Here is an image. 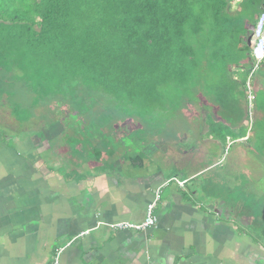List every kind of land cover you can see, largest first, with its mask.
<instances>
[{"label":"crops","instance_id":"0c3cea01","mask_svg":"<svg viewBox=\"0 0 264 264\" xmlns=\"http://www.w3.org/2000/svg\"><path fill=\"white\" fill-rule=\"evenodd\" d=\"M252 34L245 65L250 81L264 67L262 60L254 69ZM243 70L231 64L225 78L237 82ZM246 90V83L235 84L234 101ZM203 101L204 112L215 116L217 107ZM246 102L249 108L247 94ZM22 124L14 117L9 127L0 123V264H264L257 227L254 237L246 230L254 215L242 214L235 199L242 185L233 182L235 173L239 178L236 160L225 163L229 143H209L221 153L208 164L205 149L193 158L192 145L175 140L149 156L142 152L148 145L122 147L109 152L111 159L94 151L93 161H70L69 169L57 163L68 158L59 144L44 141L42 123L34 133ZM246 138L248 132L238 140ZM196 144L200 149L204 139ZM155 196L153 227L113 226L141 224Z\"/></svg>","mask_w":264,"mask_h":264},{"label":"trees","instance_id":"16d2710c","mask_svg":"<svg viewBox=\"0 0 264 264\" xmlns=\"http://www.w3.org/2000/svg\"><path fill=\"white\" fill-rule=\"evenodd\" d=\"M263 11L264 0H0V42L20 46L30 61V80L44 74V82H35L44 83L46 100L91 117L98 133L91 142L100 158L102 146L113 154L146 145L147 135L166 131L180 96L205 92L208 85L215 90L208 99L218 106L217 116L231 123L249 118L245 91L243 110L230 90L246 83L247 27ZM231 64L244 67L237 82L225 78ZM126 122L131 127L123 131ZM48 129L44 139L57 145L46 137ZM83 129L80 134L92 135ZM249 129L241 128L234 139L248 132L246 141L264 148V117L255 131ZM77 146L79 158L94 156L84 144Z\"/></svg>","mask_w":264,"mask_h":264},{"label":"rangeland","instance_id":"374dc122","mask_svg":"<svg viewBox=\"0 0 264 264\" xmlns=\"http://www.w3.org/2000/svg\"><path fill=\"white\" fill-rule=\"evenodd\" d=\"M253 28L254 24L250 23L247 27V29H249V33L253 32ZM248 49L250 50L251 48L248 47ZM20 50L21 49L18 44H15L12 49L10 40H3L0 42V123H5L7 124V127H9V123L13 121L14 117L20 119L23 123L22 126L27 129L24 132L30 131L32 133H34V127L37 128L36 131L39 127H41V123L44 127H49L46 137H51L53 141H57L58 144L60 143V147H62L60 150H63V153L68 157L66 159H62V157H60L59 159L62 160L57 161V163L66 164V167L70 169V164L68 162L80 160L79 155H76L73 152V149H76L78 144H84L86 150L89 149L90 151H96L95 143L91 142L95 134H98L96 132V125L92 124L91 117L84 119L83 116L77 114L78 108L76 106L70 104H57V102L60 103L62 101L54 98H48V100H46V98H44V83L37 85L35 82L38 80L44 82V74H36L33 77L35 81L32 79L30 80V77L33 75L29 73L31 67L27 64L30 63V61L26 54H21ZM249 50L248 55L244 56L245 60L247 56H250ZM262 72H264L263 66L261 67L260 72L255 73L254 77L250 81L254 95L252 91L248 89L246 90L247 98L252 97L253 100V104L250 106L248 105L249 118H246V115L242 117L240 121L231 123L225 120L222 116H216V114L215 116H211V113L206 114L204 110L207 109V106H205L206 104L203 100L209 101V99L216 97L214 96L215 90L212 89L211 85H208V88L204 89L205 93L203 95L206 96V98L203 100L201 93H199L200 91L193 92V95L180 96V99H178L179 101H177L169 111L170 114L167 118L169 120L165 126L166 131L163 132V127L158 125V128L162 127V130L159 131V133L155 132L153 135H147L145 143H149L146 144L149 148L145 150L142 149L144 155L149 156L151 155L150 153H154L155 150L159 152L157 149L161 148V144L168 141L171 144H174L175 140H178L192 145L190 149L193 153V158L197 157L198 153L204 151L205 149L207 151L206 156L210 157L204 158L203 164H208L214 160L213 157L216 154L219 155L221 153L218 148H215V146L210 149L208 144L212 142L213 144L216 143L224 148L223 144L226 145L229 143L224 155L225 163L227 164L230 160L235 159L238 165L237 169L239 170V178L235 173V179L233 178V182L236 180L235 182L238 184L239 181L242 185V190L237 191L235 199H237L240 203L242 214L248 211L254 215V219L250 223L248 229H246L250 232L249 235L251 237L255 236L256 227L260 226L254 227L255 220L260 219V217H264V214L262 213L264 212V148L257 147L254 140H235L234 136L238 135L241 128L248 130L250 127L249 130H252L254 124L256 128V121H261L264 117V106H262L264 105V75ZM216 75L222 77L221 73H217ZM83 85L84 84L81 83V85L78 86H80L83 90L85 89V86ZM226 91L224 92L226 93ZM206 93L211 96H208ZM46 94L51 95L49 93ZM66 94L69 97L74 95V93L68 94L67 90ZM237 101L239 107L245 110L243 91L237 93ZM216 107L218 108V106ZM56 110L62 112L56 113ZM213 110V108L209 109L210 112ZM245 113H247V109ZM251 118L253 120L250 122L249 120ZM25 120L27 121L26 123L24 122ZM204 123L206 126H204ZM31 126L32 129H30ZM130 127V123H124L123 131L129 130ZM82 128H84L83 130L86 132L92 133V135L87 133L80 134V130ZM255 128L253 131L256 130ZM53 131H55L54 133H56L57 136L53 134ZM17 132L20 133L18 129ZM226 137L228 139H226ZM201 138L204 139L205 144H203V146L199 149L197 148L198 145L196 143ZM44 141L46 142V139H44ZM180 148L181 146L179 145L178 151L181 152L184 150V148ZM99 151L101 154L107 155V158L111 159L108 146H102ZM144 151H147L148 153ZM48 158H50V155ZM148 158L151 159V157ZM153 160L157 159L153 158ZM91 161H93L92 158ZM151 162L152 160H150V163ZM87 165H89V162L85 163V166ZM197 166L201 167L202 164H197ZM77 167L78 166H76V168ZM195 168L196 165L193 163L192 170ZM51 169L53 170L54 166ZM262 223L263 224H261V226L264 230V220ZM260 235L261 233L258 232V237L256 236L255 238L264 241V238Z\"/></svg>","mask_w":264,"mask_h":264},{"label":"built area","instance_id":"2783aa9c","mask_svg":"<svg viewBox=\"0 0 264 264\" xmlns=\"http://www.w3.org/2000/svg\"><path fill=\"white\" fill-rule=\"evenodd\" d=\"M253 57L255 61L254 69L257 67V64L264 60V11L260 14L257 25L253 34ZM246 87L249 90L250 89V78L247 79ZM249 96V95H248ZM251 96V95H250ZM249 99V105H251L252 97ZM155 196L152 203H150L147 206L146 209V217L144 221L141 224H131V223H118L113 225L114 227L120 228V229H134V230H143L146 228L153 227L155 225V216H154V210H155V202L157 200ZM56 264V263H54Z\"/></svg>","mask_w":264,"mask_h":264},{"label":"clouds","instance_id":"9594fccd","mask_svg":"<svg viewBox=\"0 0 264 264\" xmlns=\"http://www.w3.org/2000/svg\"><path fill=\"white\" fill-rule=\"evenodd\" d=\"M257 21H258V19H257ZM257 21L254 23L253 34H254V31H255V28H256V25H257ZM253 34L250 36V41H253Z\"/></svg>","mask_w":264,"mask_h":264},{"label":"water","instance_id":"95a60500","mask_svg":"<svg viewBox=\"0 0 264 264\" xmlns=\"http://www.w3.org/2000/svg\"><path fill=\"white\" fill-rule=\"evenodd\" d=\"M248 45H250V38L248 39Z\"/></svg>","mask_w":264,"mask_h":264}]
</instances>
